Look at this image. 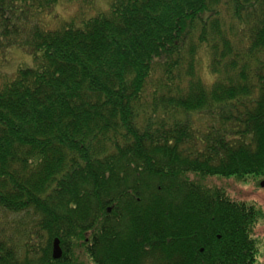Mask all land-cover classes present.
<instances>
[{
    "label": "trees",
    "instance_id": "1",
    "mask_svg": "<svg viewBox=\"0 0 264 264\" xmlns=\"http://www.w3.org/2000/svg\"><path fill=\"white\" fill-rule=\"evenodd\" d=\"M63 1L0 0V62L34 61L0 73V264H236L251 218L197 179L264 175V0L43 26Z\"/></svg>",
    "mask_w": 264,
    "mask_h": 264
},
{
    "label": "rangeland",
    "instance_id": "2",
    "mask_svg": "<svg viewBox=\"0 0 264 264\" xmlns=\"http://www.w3.org/2000/svg\"><path fill=\"white\" fill-rule=\"evenodd\" d=\"M108 4H110L109 0H64L52 11V14L45 15L44 17L39 18V20L43 26L51 29L59 27L63 22L71 21H73L77 26H80L82 25L83 18L86 20L87 18L96 16L99 14V10H101V12L106 10L109 7ZM94 11H97V13ZM3 59L6 60L3 61ZM3 59L0 62V73L6 72V74L7 72L12 73L20 67H32L34 62L32 56L16 48L11 49L3 57ZM203 74L204 78L208 80V75L205 73V71ZM2 84L3 80L0 77V86ZM197 181L198 183L203 184L206 188L214 189L220 187L221 189H224L226 193H228L229 190H233V188H239L240 186V183L236 180L217 181V179H204L201 182L197 179ZM249 182H251V179H249L247 183ZM246 188L247 187H244V190L247 191ZM241 190H243L242 187ZM244 190L243 196L245 197ZM229 195L231 196V194ZM246 199H252L251 191L249 195L246 196ZM81 256L82 260L88 259L85 255Z\"/></svg>",
    "mask_w": 264,
    "mask_h": 264
},
{
    "label": "flooded vegetation",
    "instance_id": "3",
    "mask_svg": "<svg viewBox=\"0 0 264 264\" xmlns=\"http://www.w3.org/2000/svg\"><path fill=\"white\" fill-rule=\"evenodd\" d=\"M247 182H239V188H233L226 194L229 198L227 203L237 205L240 212L245 211L251 218L250 225H248L250 230L239 235V237H243L238 243L242 246L243 252L236 259V264H264V175L257 176L251 179V182ZM241 187L243 190L244 187H247V191L244 190L245 197ZM250 191L251 200L246 199ZM217 238L222 240V236H217ZM201 253L208 254V250L202 248Z\"/></svg>",
    "mask_w": 264,
    "mask_h": 264
},
{
    "label": "water",
    "instance_id": "4",
    "mask_svg": "<svg viewBox=\"0 0 264 264\" xmlns=\"http://www.w3.org/2000/svg\"><path fill=\"white\" fill-rule=\"evenodd\" d=\"M53 257L56 260L62 257V250L60 248V242L58 239H56L53 244Z\"/></svg>",
    "mask_w": 264,
    "mask_h": 264
}]
</instances>
